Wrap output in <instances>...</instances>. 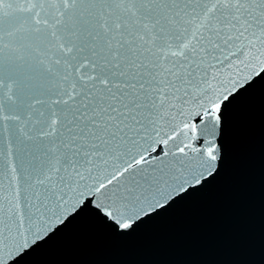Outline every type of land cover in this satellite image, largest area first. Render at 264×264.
<instances>
[{"label": "snow or ice", "instance_id": "1", "mask_svg": "<svg viewBox=\"0 0 264 264\" xmlns=\"http://www.w3.org/2000/svg\"><path fill=\"white\" fill-rule=\"evenodd\" d=\"M262 74L264 0H0V228L25 223L14 153L29 219L138 198L133 174L216 161L225 104Z\"/></svg>", "mask_w": 264, "mask_h": 264}, {"label": "water", "instance_id": "2", "mask_svg": "<svg viewBox=\"0 0 264 264\" xmlns=\"http://www.w3.org/2000/svg\"><path fill=\"white\" fill-rule=\"evenodd\" d=\"M234 94L221 112L217 160L176 157L147 180L133 174L142 186L127 201L105 190L29 219L14 153L25 223L0 228V264H264V74ZM6 152L0 135V183Z\"/></svg>", "mask_w": 264, "mask_h": 264}]
</instances>
